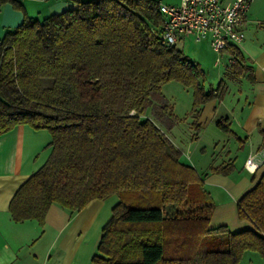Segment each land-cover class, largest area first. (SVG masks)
Returning a JSON list of instances; mask_svg holds the SVG:
<instances>
[{
  "label": "trees",
  "instance_id": "obj_1",
  "mask_svg": "<svg viewBox=\"0 0 264 264\" xmlns=\"http://www.w3.org/2000/svg\"><path fill=\"white\" fill-rule=\"evenodd\" d=\"M72 1L42 19L24 14L0 39V136L23 124L51 136L48 158L9 202L11 219L43 224L53 203L74 212L115 194L93 264H238L246 250L264 259V173L236 202L251 227L209 228V192L161 128L177 120L166 82L192 88V139L202 105L222 90H205L198 63L162 40L160 2ZM149 107L153 120L142 118ZM221 236L225 247L210 248ZM201 238L210 246L197 248Z\"/></svg>",
  "mask_w": 264,
  "mask_h": 264
},
{
  "label": "crops",
  "instance_id": "obj_2",
  "mask_svg": "<svg viewBox=\"0 0 264 264\" xmlns=\"http://www.w3.org/2000/svg\"><path fill=\"white\" fill-rule=\"evenodd\" d=\"M16 1L18 6L10 0L0 3V39L22 22L24 14L28 15L21 1ZM36 1L43 2L41 9L45 15L42 18L76 7L72 0ZM233 1L222 0L225 5ZM244 32L245 38L235 49L239 52L237 62L233 69L225 67V72L226 77L232 81L246 82L251 88L248 92L241 93L237 109L226 107L224 112L227 113L224 124L229 127L226 132H230L231 134L227 133L229 136H234L240 141L243 155L238 160H233L230 157L232 152L228 149V161L224 163L232 164L231 171L224 175L208 172V184L217 186L222 196L229 197L227 202L220 203L222 207L228 204L234 206L238 198L264 173V163L253 173L244 167L249 156L264 151V0L251 2ZM205 108L209 109L204 120H197L198 130L203 121L208 124H212L214 120L220 122V119H217L219 114L214 109V101L206 103ZM179 123L180 121L176 120L169 129L161 127L178 149L180 147L168 134ZM189 132L192 138L195 131L191 125ZM250 136H253L254 140H251ZM242 137L244 141L241 140ZM246 139L248 142H245ZM50 140L51 136L47 130H35L26 124L18 125L0 136V264H93L91 257L96 251L102 228L111 216L112 207L119 201L118 196L113 194L102 200L93 199L82 210L74 212L53 203L43 224L35 219L13 221L8 210L9 202L19 186L48 158L51 150L48 146ZM183 160L194 168L197 167L194 160ZM222 165H212L211 169ZM217 210L215 205L213 215L218 214ZM238 225L242 227V223L238 222Z\"/></svg>",
  "mask_w": 264,
  "mask_h": 264
},
{
  "label": "rangeland",
  "instance_id": "obj_3",
  "mask_svg": "<svg viewBox=\"0 0 264 264\" xmlns=\"http://www.w3.org/2000/svg\"><path fill=\"white\" fill-rule=\"evenodd\" d=\"M20 1L27 9L29 16L42 18L45 15L41 9V7H43V2H38L36 0ZM158 1L164 4L178 2V0ZM177 47L181 49L190 60L198 63L199 67L203 71L202 82L205 90L208 91L210 89H217L218 86L221 85L219 90H222L220 92L221 94L219 96H215L202 105L197 120L199 121L205 119L204 117L206 116V111L209 108L204 109V106L206 103L214 101V109L217 114H219L217 119H220V124H224L227 118V113H224L225 108H236L238 99L241 98V93L243 94L244 91L248 92L251 88L250 84L242 81L240 83L238 81L234 82L232 79L226 77L225 59L223 58L220 63H216L217 54L210 47L208 40L196 42L193 37L188 36L179 41L177 43ZM161 92L166 101L172 105L173 113L177 120L180 121L179 125L173 127V129L169 131L168 135L180 147L182 151V159H186L187 161L194 160L197 163V167H195L196 171L200 175L204 189L209 192L211 203L214 206L208 227L217 229L220 226L225 225L231 232L241 230L244 226L250 227V222H248V220H240L238 218L236 202L234 206L232 204L224 205L223 207L220 206V203L227 202L229 197L222 196L220 194L221 190H218L219 188L217 186L208 184V172L211 173V166L225 164L224 161H228L226 158L228 149L232 152L230 157L233 160H238L242 157L243 149L240 145V141L234 136H229L227 133L230 132H226V130H224L223 127L215 120L212 124H208L203 121L204 123H202V127L197 131L198 137L196 139H192L189 132L190 125L192 126L193 121L190 114L193 102L192 88L185 87L177 81H169L162 85ZM144 117H148L153 120L151 107L147 108L142 118ZM229 117L231 118L230 115ZM249 138L254 140L253 136H250ZM241 140L244 141V137H242ZM245 142H248V140L246 139ZM215 174L217 173L215 172ZM219 174L224 175L222 173ZM222 189L224 190L225 188ZM215 205H217L218 214L213 215ZM238 222L242 223V227L238 225ZM211 234L214 236L218 233L213 230ZM224 239L225 238L221 236L220 240H218V242L211 247L207 240L204 241L201 238L200 240L202 241L198 242L197 248L199 247L200 249L210 246V248L222 249L225 247V243L223 242ZM239 264H264V259H262L256 251L247 250L240 258Z\"/></svg>",
  "mask_w": 264,
  "mask_h": 264
},
{
  "label": "built area",
  "instance_id": "obj_4",
  "mask_svg": "<svg viewBox=\"0 0 264 264\" xmlns=\"http://www.w3.org/2000/svg\"><path fill=\"white\" fill-rule=\"evenodd\" d=\"M253 0H234L225 5L222 0H179L177 4L159 3L164 20L162 40L177 45L191 36L196 42L208 40L217 54L216 63L225 59V67L231 69L237 62L236 48L245 38L244 26L247 11ZM264 163V151L249 156L244 163L253 173Z\"/></svg>",
  "mask_w": 264,
  "mask_h": 264
}]
</instances>
